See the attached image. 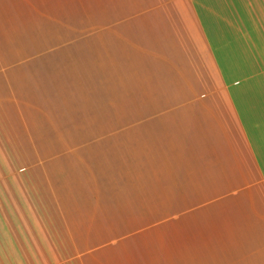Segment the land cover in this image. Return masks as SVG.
I'll list each match as a JSON object with an SVG mask.
<instances>
[{"label": "crops", "instance_id": "1", "mask_svg": "<svg viewBox=\"0 0 264 264\" xmlns=\"http://www.w3.org/2000/svg\"><path fill=\"white\" fill-rule=\"evenodd\" d=\"M103 9L97 56L103 99L116 104L115 160L179 217L183 247L186 229L199 256L264 264V0ZM84 160L102 199L103 142Z\"/></svg>", "mask_w": 264, "mask_h": 264}, {"label": "rangeland", "instance_id": "2", "mask_svg": "<svg viewBox=\"0 0 264 264\" xmlns=\"http://www.w3.org/2000/svg\"><path fill=\"white\" fill-rule=\"evenodd\" d=\"M103 10V0H0V209L13 222L0 230V264H217L186 229L181 245L179 217L115 160ZM102 142L101 199L84 159Z\"/></svg>", "mask_w": 264, "mask_h": 264}]
</instances>
